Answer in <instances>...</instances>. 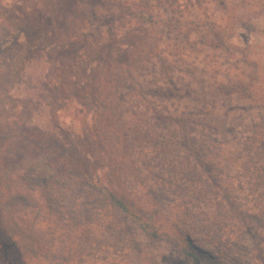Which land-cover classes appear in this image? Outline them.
Here are the masks:
<instances>
[{
  "label": "rangeland",
  "instance_id": "rangeland-1",
  "mask_svg": "<svg viewBox=\"0 0 264 264\" xmlns=\"http://www.w3.org/2000/svg\"><path fill=\"white\" fill-rule=\"evenodd\" d=\"M25 115L3 166L61 157L78 203L141 218L56 203L30 256L0 217V264H264V0H0V148Z\"/></svg>",
  "mask_w": 264,
  "mask_h": 264
},
{
  "label": "trees",
  "instance_id": "trees-1",
  "mask_svg": "<svg viewBox=\"0 0 264 264\" xmlns=\"http://www.w3.org/2000/svg\"><path fill=\"white\" fill-rule=\"evenodd\" d=\"M66 18L74 22V18ZM102 101L100 103V107L102 108V113H104L105 110H107V107ZM57 102L60 104V106H64L66 103V101L62 99H58ZM87 103V106L91 108L94 106L92 103V105L90 104V100H88ZM99 113L101 112L99 111ZM26 115L23 118L16 116L7 117L6 122H11L14 128L17 127V130L3 135L6 142L3 143V148L1 147L0 150L1 152H3L2 150L4 149L6 150L4 151L5 158H8L9 156L15 157L14 148L16 142L19 140L20 136H28V133L24 130V127H26V122L28 121L26 119ZM97 122L98 123H94L95 128L97 129L98 126V129L102 130L106 137H108V127L103 125V123H100L101 121ZM7 139L9 140V143H7ZM26 154H28V151L25 153L24 157L20 159L18 166L15 165V167H5L0 162V174L2 175V179H10L6 183V187L9 191L8 195L5 196L3 192L0 191L1 223L4 226L5 233L9 238L15 241L22 252V255L26 254L30 256H40L45 254V252H43L44 249L40 246H37V240L34 236L37 228H35L34 224L39 217H43L42 214L45 213L43 212L45 208L51 209L56 203L59 206L61 204V207L63 206L64 208H67L70 213H83V211L87 212V208L91 207L93 208L92 213L97 212L100 214L103 211L114 212L115 210H120L129 216H133L134 218H136V216H141L133 213L132 210L135 207L133 203H130L127 199H125V197L118 196L114 191H111L106 187L101 189L102 195L96 197V203H92L90 205L78 203L76 186L74 187L75 184L71 178L72 166L70 165V162L61 159V157H54L55 160H51L50 162L46 160L42 161L40 154ZM57 161L60 163L58 164ZM48 163L52 168L51 170L48 169ZM19 168H21L22 172H19ZM13 174H17V176H14ZM18 182H20V185L24 186L23 191H15V189H13L16 183L19 184ZM50 194L54 198L53 204H51L49 201ZM47 195L48 197L46 198ZM42 198H44L46 201L43 202L41 200ZM69 208H71L72 211ZM21 213H25L26 216L30 215L28 227H24L20 223V221H22ZM92 219L94 220L91 215V217H87L86 222H83L84 218L78 221L87 225ZM146 232L150 237L155 239L160 238V234L155 229L146 230ZM182 250L185 255L196 261H201V254L203 256H210L207 253L204 255V251L199 249L190 241L187 242V246L183 247ZM210 259L213 258L210 257Z\"/></svg>",
  "mask_w": 264,
  "mask_h": 264
}]
</instances>
